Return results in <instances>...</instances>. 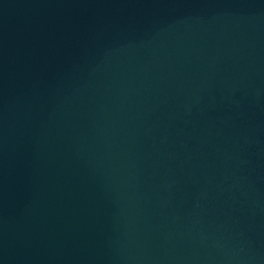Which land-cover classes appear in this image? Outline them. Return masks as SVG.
Listing matches in <instances>:
<instances>
[{
	"label": "water",
	"instance_id": "water-1",
	"mask_svg": "<svg viewBox=\"0 0 264 264\" xmlns=\"http://www.w3.org/2000/svg\"><path fill=\"white\" fill-rule=\"evenodd\" d=\"M0 264H264V0H0Z\"/></svg>",
	"mask_w": 264,
	"mask_h": 264
}]
</instances>
